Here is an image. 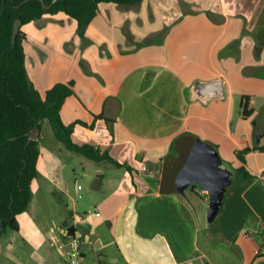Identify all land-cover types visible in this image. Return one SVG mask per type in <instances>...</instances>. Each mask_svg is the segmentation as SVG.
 <instances>
[{
  "label": "crops",
  "instance_id": "obj_1",
  "mask_svg": "<svg viewBox=\"0 0 264 264\" xmlns=\"http://www.w3.org/2000/svg\"><path fill=\"white\" fill-rule=\"evenodd\" d=\"M20 30L27 79L41 97L56 83L74 81L61 119L86 126H74L72 141L107 152L123 166L91 161L50 134L42 161L40 129L33 185L62 202L68 217L52 230L30 217L23 227L25 212L18 215V230L0 233V264L63 263L55 236L65 223L87 242L82 264H95L92 253L97 264L264 263V152L244 156L248 179L236 172L242 164L235 155L264 146V105L258 114L248 98V116L241 106L242 88L256 79L249 82L243 68L264 64V0L100 3L85 42L76 21L62 12ZM253 46L256 59L248 61ZM217 79L223 98L188 100L193 81ZM181 150H195L201 163H210L224 178L221 188L212 194L201 184L202 200L187 195L188 186L173 187L166 170ZM74 159L95 164L91 204L82 208L57 177ZM91 207L100 215L84 216Z\"/></svg>",
  "mask_w": 264,
  "mask_h": 264
},
{
  "label": "trees",
  "instance_id": "obj_2",
  "mask_svg": "<svg viewBox=\"0 0 264 264\" xmlns=\"http://www.w3.org/2000/svg\"><path fill=\"white\" fill-rule=\"evenodd\" d=\"M23 0H0V233L6 229L17 231V216L27 210L30 189L37 177L36 162L39 156L41 122L47 120L54 137L67 150L81 154L94 162L107 161L122 167L107 152L89 144H76L71 139L76 124L86 126L81 121L65 125L60 111L65 100L74 94V81L56 83L43 97L28 81L25 65L23 40L19 29L15 42H11L13 23L20 19L21 27L41 18L44 14L64 13L76 21L77 35L85 42V31L96 17L100 3L117 6H132L142 0H57L51 8L43 10L38 0H28L15 8ZM49 4L51 0H42ZM20 27V28H21ZM137 43L140 47L146 44ZM243 116H248V97H241ZM101 116H95V119ZM91 127V126H89ZM36 128L35 140H29L30 132ZM251 150L264 152V146L245 148L235 153L241 162L236 172L242 179L250 178L245 169L244 156ZM68 226L67 223H65ZM74 232L73 227L68 226Z\"/></svg>",
  "mask_w": 264,
  "mask_h": 264
},
{
  "label": "rangeland",
  "instance_id": "obj_3",
  "mask_svg": "<svg viewBox=\"0 0 264 264\" xmlns=\"http://www.w3.org/2000/svg\"><path fill=\"white\" fill-rule=\"evenodd\" d=\"M195 3H200L202 0H193ZM192 7V6H191ZM193 8V7H192ZM197 8V7H195ZM208 16V11L202 12ZM169 28H167V31ZM258 47L253 46V48L248 51V61H252L256 59V51ZM243 76L247 79L256 78L254 80L255 85H250L249 83L243 87V91H245V95L242 97H248L249 99L254 100L256 103L253 107L257 110V113H261V107L264 105V95H262L260 84L264 85V64L258 67L248 66L243 68L242 70ZM253 119L249 120L247 126L251 129V123ZM43 126L41 127V133L43 135L42 140V161L45 158V149L51 146V140L49 138V134L52 139H54V135L51 129V126L48 121L42 122ZM56 141V140H55ZM181 150L179 157L175 164L172 167L167 168L166 176H169V181L173 183V187L182 188L184 186H188L185 190L187 195H193L197 197L196 199L204 198L201 193L202 186L201 184H209L214 185L211 181V168L208 167V164H202L198 160L197 152L195 150ZM88 164L81 163L78 159L72 160L69 164L66 165L64 170L59 172L57 177L60 181H63L66 185L69 195L74 200V203H77L78 208H82L91 204V200L88 198V194L91 193V184L96 178L95 173V164L93 162H87ZM226 167V166H225ZM230 168V167H229ZM234 174V171H231ZM216 176V175H215ZM173 177V178H172ZM171 178V179H170ZM77 186H79L80 190H77ZM171 184L168 185L170 187ZM194 187L195 192L190 193V188ZM172 187V186H171ZM170 187V188H171ZM30 201L25 213L21 216L20 222L21 225L26 226V220L30 217L32 220H38L44 226H49L50 229L56 230V226H62L64 220L68 217L65 206L58 199H53L52 196L47 194L46 192L38 193L35 189V186L32 184L30 189ZM77 194V195H75ZM196 194V195H195ZM78 195L80 197H78ZM199 195V196H198ZM201 203V201H200ZM209 205V201L204 202V205ZM201 207V206H200ZM92 209V207L90 208ZM79 210V209H78ZM86 217H93V215H88ZM3 242V234H0V243ZM50 246L56 251V246L54 242L50 241ZM91 259H93L94 263L98 260L97 253H92ZM101 258V257H100ZM104 260L103 258H101Z\"/></svg>",
  "mask_w": 264,
  "mask_h": 264
},
{
  "label": "water",
  "instance_id": "obj_4",
  "mask_svg": "<svg viewBox=\"0 0 264 264\" xmlns=\"http://www.w3.org/2000/svg\"><path fill=\"white\" fill-rule=\"evenodd\" d=\"M28 0H23L21 1L18 5L15 6V8H18L22 4L26 3ZM41 3V8L43 10H47L51 8V6L57 1V0H51L49 4H46L42 0H38ZM21 27V21L20 19H16L13 23L12 27V34H11V42L14 44L15 42V37L17 33L19 32V29ZM188 100L190 101H195L198 100L203 104H206L209 100L213 98H223L225 96V89H224V84L221 79L213 80V81H200V80H195L192 82L189 90H188ZM36 134H37V129L34 128L30 134H29V140H35L36 139ZM197 152V151H196ZM198 153V152H197ZM199 154V153H198ZM200 155H202L200 153ZM198 156V155H197ZM203 164V163H202ZM212 171L211 174V181L212 183H215L214 185H210L204 183L208 188L210 189V192L214 194V192L221 188L222 182L224 181V178L222 175L219 173H215V171ZM216 175V176H215ZM264 264V263H260Z\"/></svg>",
  "mask_w": 264,
  "mask_h": 264
},
{
  "label": "built area",
  "instance_id": "obj_5",
  "mask_svg": "<svg viewBox=\"0 0 264 264\" xmlns=\"http://www.w3.org/2000/svg\"><path fill=\"white\" fill-rule=\"evenodd\" d=\"M84 216H99L96 208L88 209L83 213ZM57 247L64 250V261L61 264H82L83 250L86 247V240L75 231H69V227H59L55 236Z\"/></svg>",
  "mask_w": 264,
  "mask_h": 264
}]
</instances>
